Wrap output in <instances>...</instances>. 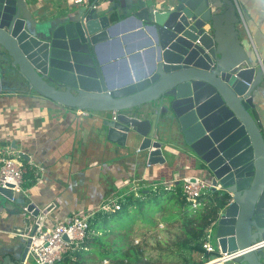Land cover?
<instances>
[{"label":"water","instance_id":"obj_1","mask_svg":"<svg viewBox=\"0 0 264 264\" xmlns=\"http://www.w3.org/2000/svg\"><path fill=\"white\" fill-rule=\"evenodd\" d=\"M98 2L43 16L28 0H0V76L61 107L108 114L97 134L128 156L137 148L148 166L167 162L166 146L182 153L227 196L213 239L222 253H243L226 264H264V133L253 114L264 60L245 50L235 1L131 0L139 29L125 38L150 34L138 50L151 59L119 85L103 51L120 43L113 34L123 22L113 24L110 5ZM121 57L116 64L128 70L123 50ZM8 187L0 199L15 208L9 244L18 264H28L30 236L55 204L28 203Z\"/></svg>","mask_w":264,"mask_h":264},{"label":"crops","instance_id":"obj_2","mask_svg":"<svg viewBox=\"0 0 264 264\" xmlns=\"http://www.w3.org/2000/svg\"><path fill=\"white\" fill-rule=\"evenodd\" d=\"M96 0H89V4ZM38 15H52L78 7L73 0H28ZM100 6L110 5L111 21L119 25L113 38H119L103 51L111 63L109 72L115 85L135 79L136 73L147 70L150 55L139 49L150 34L129 37L136 32L137 20H132L131 0H99ZM246 11V28L241 21L243 44L246 52L259 61L264 60V0H238ZM36 13V15H37ZM128 70L118 63L121 48ZM137 49V50H136ZM135 50V51H134ZM132 51V52H130ZM141 57L132 60L134 54ZM129 72V73H128ZM137 73V74H138ZM130 74V75H129ZM125 75V76H124ZM264 90V87L262 88ZM257 91H261L257 88ZM253 114L264 133V96L256 98ZM82 116L77 110L64 108L37 95L25 92L17 83L0 76V158L12 152L27 155L24 171V193L30 202L55 208L46 218L48 225L67 222L104 211V208L135 195L142 196L158 183H173L174 188L185 177L203 178L191 166L189 160L176 149L166 146L167 162L148 166L143 154L128 156L126 149L107 143L97 134L100 123L109 116L106 113L87 111ZM163 141L168 139L162 134ZM170 143V142H169ZM21 160V161H22ZM24 164V163H23ZM33 173L34 179H30ZM14 205L0 199V264H18L19 255L10 246L13 240ZM28 264H32L31 262ZM208 264V263H207Z\"/></svg>","mask_w":264,"mask_h":264},{"label":"trees","instance_id":"obj_3","mask_svg":"<svg viewBox=\"0 0 264 264\" xmlns=\"http://www.w3.org/2000/svg\"><path fill=\"white\" fill-rule=\"evenodd\" d=\"M22 162L26 170L27 163L24 160ZM30 179H33L32 183L36 181L33 173L30 174ZM226 199L227 196L219 193L215 195L208 207L193 212L184 199L181 182H177L171 190L158 187L149 190L146 195L129 196L119 202V210H104L96 213L89 221V235L85 245L57 264H88L86 261L87 255L91 254L92 250L107 248L104 241L116 229L127 232L140 221L150 226L155 225L158 216L167 210L172 212L166 216L160 215L161 217H159L167 225L178 224L177 229H180V241L176 243V247L187 252L188 255L178 254V256H167L163 259L144 261V258L141 257L143 251L130 247L128 250L130 255H128L123 253L122 247H117L115 252L108 250L99 252L102 257L101 260H112L118 262V264H125L124 261L126 259L129 260V264H206L209 262L210 255H207L203 245L207 240L210 228L218 217L220 209L226 203ZM125 219H128L130 225L129 223L123 225ZM89 248L91 249L89 250ZM193 255H199L203 261L197 262L193 259ZM205 257L208 258L205 259Z\"/></svg>","mask_w":264,"mask_h":264},{"label":"built area","instance_id":"obj_4","mask_svg":"<svg viewBox=\"0 0 264 264\" xmlns=\"http://www.w3.org/2000/svg\"><path fill=\"white\" fill-rule=\"evenodd\" d=\"M238 12L241 16V21L246 28V22L242 14V10L238 5V0H234ZM76 6L88 4L89 0H73ZM82 116H88L87 111H78ZM24 166L21 161L20 154L16 156L9 152L6 156L0 158V187L9 188L12 186L14 191L26 193L23 187ZM178 182L182 184L183 196L186 203L189 205L193 212L208 207L209 203L213 201L215 195L221 192L219 186H214L211 182L203 180L197 177H185ZM174 183V182H173ZM173 183L162 182L154 186V189L162 187L165 190H171L170 187ZM110 207L104 208L106 211H110ZM119 202L115 203L114 210H119ZM95 214H89L82 218H72L67 222L58 223L55 225H48L46 221L38 226V229L34 236H30L31 243L29 246V252L27 255V261L32 264H57L63 261L74 251L80 249L85 245L89 235L90 219ZM216 222V221H215ZM210 228L207 234V240L203 245L207 255H210V263L226 264L233 259L242 255L243 252L237 253H222L217 249L212 239L213 226ZM67 237V240H65ZM258 245L264 246V241ZM257 246H253L251 249H256Z\"/></svg>","mask_w":264,"mask_h":264},{"label":"rangeland","instance_id":"obj_5","mask_svg":"<svg viewBox=\"0 0 264 264\" xmlns=\"http://www.w3.org/2000/svg\"><path fill=\"white\" fill-rule=\"evenodd\" d=\"M125 76V75H124ZM116 203V201H115ZM115 203L109 205V209L114 210ZM111 211V210H110ZM170 210L164 211L160 215H168ZM159 215V216H160ZM156 219L155 225H147L142 223V221L136 223L132 229L127 232L124 230L116 229L113 234H110L104 241L107 248H101L100 250H92L91 254L87 255L88 264H118L112 260H101L99 252L101 251H111L115 252L117 247H122L123 253L130 255L128 252L129 248H136L137 250L143 251L141 257L144 261L147 260H157L163 259L167 256H178V254H187V252L182 251V249L176 247V243L180 241V229L178 224L167 225L161 220V216ZM124 224H128V219H125ZM130 225V223H129ZM127 226V225H126ZM214 244L215 240L210 239ZM91 248H89L90 250ZM193 259L198 261H203L199 255H193ZM125 264H129V260L124 261Z\"/></svg>","mask_w":264,"mask_h":264},{"label":"flooded vegetation","instance_id":"obj_6","mask_svg":"<svg viewBox=\"0 0 264 264\" xmlns=\"http://www.w3.org/2000/svg\"><path fill=\"white\" fill-rule=\"evenodd\" d=\"M210 257V256H209ZM208 257H205V259H207ZM207 264V263H206Z\"/></svg>","mask_w":264,"mask_h":264}]
</instances>
